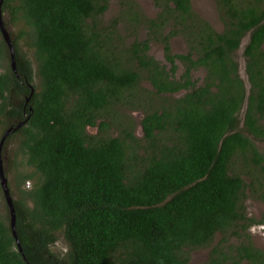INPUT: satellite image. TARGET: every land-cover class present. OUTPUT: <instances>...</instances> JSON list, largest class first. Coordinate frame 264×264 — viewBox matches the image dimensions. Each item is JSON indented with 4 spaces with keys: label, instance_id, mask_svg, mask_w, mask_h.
Wrapping results in <instances>:
<instances>
[{
    "label": "trees",
    "instance_id": "16d2710c",
    "mask_svg": "<svg viewBox=\"0 0 264 264\" xmlns=\"http://www.w3.org/2000/svg\"><path fill=\"white\" fill-rule=\"evenodd\" d=\"M151 1L154 16L120 0L108 17L110 0H2L23 26L16 71L0 31V139L25 123L2 148L16 237L0 184V264H264L246 204L264 199V0H214L221 29L192 0Z\"/></svg>",
    "mask_w": 264,
    "mask_h": 264
},
{
    "label": "rangeland",
    "instance_id": "374dc122",
    "mask_svg": "<svg viewBox=\"0 0 264 264\" xmlns=\"http://www.w3.org/2000/svg\"><path fill=\"white\" fill-rule=\"evenodd\" d=\"M136 4L138 6V8L142 11V12H147L149 15L154 16L155 13H157V8L154 6L153 2L151 0H135ZM192 5L193 8L195 9V11H197L199 13V15H201L203 18L207 19L208 21H210L212 23V25L217 28V29H221L223 27V23L221 22V20L219 19V14L217 11V7L216 4L214 2V0H192ZM121 9L120 6V0H110V8L108 9V13L107 16H112V15H118L119 14V10ZM3 22H4V27L6 28V30L8 31L11 39H14V36L17 35L20 31V29L23 26L22 22L17 21L16 23H12L10 22L7 17H6V13H3ZM1 34V33H0ZM248 38H244L242 41V44L239 48V50L237 51L238 54V60H239V71H240V75L245 83V88L247 87L249 90L250 89V83L247 80V74L245 71V57L243 55V50L244 47L247 43ZM18 43L20 44L22 50L24 52H27V54L30 56V58L33 59L32 57V49L30 50L29 47L25 44L24 39L19 38ZM171 46H172V50L174 52H185L187 51V44L185 42V40H183L181 37H176L173 38L171 40ZM151 53L159 60L164 61V50H163V46L159 43H154ZM34 67H35V62L33 63ZM179 68H178V73L180 74L182 72L183 69V63L182 62H178ZM194 77L198 78V79H202V77H204L205 75V70L203 68H200L198 70H194ZM142 87L147 88L149 90H152V88L150 87L151 84L149 81L144 80V82H142ZM144 91V90H143ZM176 95V94H175ZM179 95V93H178ZM122 110L126 111L127 113L130 114V116H132L133 121H134V134L136 135V137L138 138H142V125H141V118L142 116L145 114L144 110L139 108H130L128 106H125L122 108ZM242 115H243V111H242ZM88 131L90 133H95L97 131V129L95 128H89ZM257 146L259 148L260 151L264 150V142H257ZM9 156V154H8ZM6 160H7V155L5 156ZM4 157V158H5ZM18 158V157H17ZM14 171V170H13ZM32 182H27L26 186H30ZM251 194L250 196L246 199V204H247V210H248V214L252 215L256 218H262L264 217V199H262L263 197H261V192H256L254 193L253 191H250ZM0 201H1V197H0ZM250 234L252 236V241L253 243L264 249V224L261 225H253L251 226V228L249 229ZM219 239V236L216 237L215 242H217V240ZM61 250V249H65V245L63 243V241L61 239L57 240V242L54 245V250ZM209 251H210V247L209 248H203V249H199V250H195L191 253V262L192 263H200L205 261L208 256H209Z\"/></svg>",
    "mask_w": 264,
    "mask_h": 264
},
{
    "label": "water",
    "instance_id": "95a60500",
    "mask_svg": "<svg viewBox=\"0 0 264 264\" xmlns=\"http://www.w3.org/2000/svg\"><path fill=\"white\" fill-rule=\"evenodd\" d=\"M1 4H2V0H0V31L2 33L4 40L6 41L8 47H9V50H10L11 66H12L13 70L16 71V62H15V54H14L12 39H11L8 31L4 27L3 16H2V12H1ZM246 89H248V88L246 87ZM31 92H33V91H31ZM248 92H249V90H247V93H246L247 96H248ZM29 99H30V96L27 97L26 103H28ZM30 109H31V107H30ZM24 123H25V121H21L15 127L6 129L2 138L0 139V184H1L2 189H3L5 200L7 202L8 207H9L10 223H11L12 231H13V234L15 237H16V231H15L16 213H15V208L13 205L12 197H11L10 192H9V187L7 184V178L4 176V168H3V163H2V148H3V144H4L6 137L12 131L17 130ZM17 243H18L19 250L21 251V253H23L22 247H21L18 239H17Z\"/></svg>",
    "mask_w": 264,
    "mask_h": 264
},
{
    "label": "flooded vegetation",
    "instance_id": "af4514ba",
    "mask_svg": "<svg viewBox=\"0 0 264 264\" xmlns=\"http://www.w3.org/2000/svg\"><path fill=\"white\" fill-rule=\"evenodd\" d=\"M151 50H152V48H151ZM156 59H157V58H156ZM163 60H164L163 62H166L165 59H163ZM150 87L152 88V85H151ZM142 128H143V127H142ZM142 128H141V129H142ZM142 132H143V129H142ZM142 137H144V132H143V134H142Z\"/></svg>",
    "mask_w": 264,
    "mask_h": 264
}]
</instances>
